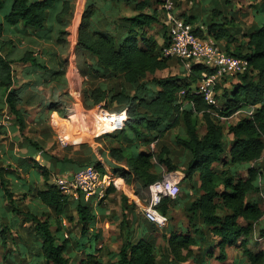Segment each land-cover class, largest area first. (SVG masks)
Returning a JSON list of instances; mask_svg holds the SVG:
<instances>
[{"label": "trees", "instance_id": "16d2710c", "mask_svg": "<svg viewBox=\"0 0 264 264\" xmlns=\"http://www.w3.org/2000/svg\"><path fill=\"white\" fill-rule=\"evenodd\" d=\"M59 2L13 0L5 21L13 25L22 22L34 30L45 29L49 12L53 14ZM3 3L4 0H0V9ZM130 4L135 13L130 16L122 14L123 5ZM145 8L143 1L136 0H87L78 27L76 49L84 59L83 73L103 82L83 89L81 98L86 106L103 104L108 111H125L123 128L104 136L112 142L108 149L111 159L116 164L126 162L129 168L112 166V169L123 176L126 183L136 185L135 192L141 197L143 192L140 190L146 191L150 184L160 179L150 172L153 156L167 172L176 171L178 167L167 156L166 148L154 155L149 150L138 151L139 145L147 146L164 132L182 124L185 134L176 136L175 143L184 148L189 156L182 170L183 180L192 188L199 186L200 190V194L193 192V197L186 192L182 197L187 202L184 208L187 230H168L170 232L166 234H159L169 242L170 254H166L165 248L157 244L152 223L144 218L138 230L136 221L131 222L124 215L119 227L121 243L118 251L103 253L97 247L99 235L88 234L94 215L87 207L77 206V224L85 238L71 240L77 251H83L81 256L71 260L66 255L69 241L59 240L53 234L47 218L35 215L30 209L23 211L15 204L4 176L7 170L0 166V197H6L11 206V211H7L0 203V264H29L32 261L33 264H209L211 257L224 262L227 259L226 248L234 245L242 248L250 263L264 264V252H253L247 247L254 226L264 213L255 196L259 193L257 180L261 178L264 182V20L257 29L242 35L244 41L231 50L229 45L234 42L235 25L226 18L217 20L220 10H213L210 14L205 33L193 27L194 22L190 18L183 17L198 38L248 61V66L236 76L237 82L230 83L223 91L218 114L228 117L249 105L255 106V109L251 117H242L228 126L227 133L231 139L227 142L223 126L207 112L208 106L201 96L190 89L202 72L212 73V69L190 62L188 75L155 77L156 71L167 67V58H162L160 51L169 40V30L166 32L163 28L164 41L159 44L149 32L150 27L159 22L157 11H146ZM258 12L264 14V3ZM72 14L73 5L69 1H63L54 14L60 28L56 43L64 48H67L66 37L69 35L64 25ZM50 29V26L45 29V37L51 36ZM2 31L0 23V88L4 91L10 113L22 131L25 126V102L20 89L14 87L12 60L3 54L7 41L1 40ZM220 40H224L226 45L219 46ZM21 60L40 67L29 52ZM66 65V59L59 61V70L54 78L64 76ZM181 89L186 90L184 105L177 95ZM50 103L59 105L62 102ZM198 113L204 126L203 135L198 134ZM87 165H93L101 174L104 173V168L95 157L77 165L76 169ZM195 174L198 182H194ZM37 196L43 205L54 206L57 215L67 212L68 197L55 186H48ZM122 198L125 199L124 196ZM180 200L179 197L175 200L164 198L158 208L168 216L170 207ZM12 215H15L14 219H11ZM259 234L264 237V227L259 229ZM179 248L186 249L181 257Z\"/></svg>", "mask_w": 264, "mask_h": 264}, {"label": "crops", "instance_id": "0c3cea01", "mask_svg": "<svg viewBox=\"0 0 264 264\" xmlns=\"http://www.w3.org/2000/svg\"><path fill=\"white\" fill-rule=\"evenodd\" d=\"M12 1L4 0L3 7L0 9V23L3 25L1 40L10 42L4 46L3 54L12 60L14 87L20 89L25 102L23 116L25 126L21 131L9 111L4 91L0 88V119L7 118L9 122L7 126L0 127V166L8 171H5L4 176L12 193V200L21 210L30 209L35 215L47 218L53 234L59 240L66 239L69 241L66 255L71 260H75L83 254V251H77V248L71 244V240L79 241L85 238L80 234V226L77 224L75 215L77 206L87 207L94 215V223L92 228H89L88 234L96 233L99 235L97 247L101 248L103 253L108 250L117 252L121 243L119 227L124 215L129 220L131 219V222L136 221L139 230V224L145 218L141 208L148 201L149 191L148 189L146 191L140 190L141 193L143 192V196L137 195L135 192L137 190L136 185L126 183L123 176L112 169V166H122L126 170L129 169L126 162L116 164L109 155L108 149L112 142L104 135L113 132V124L101 119L100 115L97 114V106H86L81 98L83 89L98 86L103 82L102 80H93L83 73L84 59L76 49L78 27L87 0H59L60 2L57 3L53 14L49 12L46 23V28L51 27L50 37L44 36L46 28L34 30L22 22L16 25L7 23L5 16L11 8ZM63 1H69L73 5V14L70 15L64 25V29L69 34L66 37L67 48L56 43L60 28L54 20V14L59 11ZM136 1H143L146 5V11L151 9L157 11L159 22L156 24L160 28L156 31L150 29L149 32L162 45L164 41L163 28L167 23V16L162 8V1L164 0L160 2L156 0ZM174 2L175 7L172 14L182 19L183 17L190 18L194 22L193 27H198L203 33L206 32L205 24L210 21L212 11L220 10V15L216 19L222 21L226 18L233 21L232 23L235 25L234 42L229 45L231 50L241 41H244L242 35L257 29L264 20V14L258 12L264 0H174ZM132 7L131 4L123 5L122 14L133 15L135 12ZM166 38L168 40L167 33ZM207 38L211 39L210 37ZM219 43L221 47L226 45L224 40H220ZM26 52L31 53V57L36 59L40 67L32 65L29 61L21 60ZM63 59L67 60L64 76L61 79L54 78L55 73L59 70V61L61 62ZM178 61L181 65L180 71L184 72H174L169 75H176L177 73V75H188L190 64L187 65L181 60ZM159 71L161 70L155 72V77ZM70 72H72L73 79L67 77ZM71 85L74 88H71ZM194 85L195 83L190 86L191 90ZM224 87L227 86L224 85ZM179 92L177 93L179 102H184L183 95L180 96ZM57 101L62 103L59 105L50 103ZM108 112L116 113L119 111ZM230 117L236 118V115L231 114L225 118ZM198 119L201 123L200 113H198ZM239 119L237 118L236 121ZM184 134L183 126L179 124L164 132L161 137L149 142L147 146L139 145L137 149L138 151L149 150L155 155L159 154L162 148H166L167 156L178 169L167 172L159 164L157 158L153 156L151 159L153 167H151L150 172L160 179L163 176L176 177L178 185L184 182L182 170L188 162L189 156L184 148L176 145L175 137L184 136ZM198 134L203 135L204 130ZM228 136L227 141L229 142L231 136ZM60 137L67 140L65 146L58 144ZM91 157H95L101 163L104 173L112 174L116 178V183L108 186L103 196H92L88 199L80 195L69 196L67 212L63 215H57L54 206H45L41 203L37 196L39 191L46 190L50 185L54 186L56 177L71 174L77 170V165L85 163ZM193 179L194 182H198L197 174L194 175ZM186 184L189 189L179 187L181 191L186 192L189 196L193 192L200 194L199 186L194 185L195 187L192 188L187 182ZM1 193L2 191H0ZM178 195L177 197H179ZM0 203L7 211H11L9 200L6 197L1 195ZM186 203L185 200L177 201L170 207L169 212L186 208ZM182 214L184 219L178 222L177 232L187 230V218L184 211ZM71 216L73 217L72 221L70 220ZM165 216L168 218V225L165 228L173 231L169 216ZM14 217L15 215H12L11 219ZM154 227V235H158L160 231L165 229H159L155 225ZM106 243H111L112 247L115 246L116 248L111 249ZM228 248H226L227 253ZM103 259L106 260L105 257ZM211 262L209 260L210 264ZM30 263L33 264V261Z\"/></svg>", "mask_w": 264, "mask_h": 264}, {"label": "built area", "instance_id": "2783aa9c", "mask_svg": "<svg viewBox=\"0 0 264 264\" xmlns=\"http://www.w3.org/2000/svg\"><path fill=\"white\" fill-rule=\"evenodd\" d=\"M175 3L173 0H164L162 8L166 13L169 27V40L161 48L162 58H175L185 62H198L205 67L212 69V73L202 72L200 79L195 83L191 92L201 96L208 106L207 112L216 119H223L219 116L220 102L217 98L216 88L222 79L234 78L247 66L245 58H238L226 53L213 43L198 38L192 31V26L182 18L172 14ZM185 90H180L179 95L184 96ZM184 104V102L182 103ZM191 105H193L191 103ZM101 119L113 123V132L121 130L126 120L125 111L116 113L108 112L103 104L97 106ZM255 106L249 105L236 110L233 115L251 117ZM124 114V116H122ZM9 124L7 118L0 119V127ZM61 146L67 144L64 137L58 138ZM116 183L112 174L100 173L93 165L81 167L69 175L56 177L54 186L64 196L82 195L85 199L92 196H103L108 186ZM149 198L141 208L146 220L153 223L157 228L163 229L168 225V218L158 208L164 198L174 199L177 197L180 188L178 182L172 176H166L148 186Z\"/></svg>", "mask_w": 264, "mask_h": 264}, {"label": "rangeland", "instance_id": "374dc122", "mask_svg": "<svg viewBox=\"0 0 264 264\" xmlns=\"http://www.w3.org/2000/svg\"><path fill=\"white\" fill-rule=\"evenodd\" d=\"M175 6V5H174ZM174 10V9H173ZM172 10V11H173ZM165 30L166 32L168 31L170 24L167 22L165 25ZM158 28H160V26H157V24H153L150 29L156 31L158 30ZM155 34V33H154ZM180 62L178 60H176L175 58H168L167 59V68L164 70H161L158 72V74H156V77H162V76H167L169 74H173L174 72H184V71H180ZM178 74V73H177ZM67 77L69 79H73L74 77L72 76V72H70L69 74H67ZM78 78V77H77ZM237 82V77L234 78H229V79H222L216 88V92H217V98L220 101V98L222 96L223 91L225 90L224 85H226L227 87H229L230 83H235ZM80 85V84H79ZM78 85V86H79ZM71 88H74V86L71 85ZM73 90V89H71ZM97 110V114L99 115V108H96ZM237 118H242V115H236V118H223V119H218V122L223 126L224 130H225V138L226 141L228 140L227 138H229L228 133H227V128L229 125H231L232 123L234 124V122H236ZM217 121V120H216ZM199 132H203L204 130V126L203 123H199ZM228 142V141H227ZM59 144V142H58ZM60 145V144H59ZM263 161V160H262ZM241 173H245L244 170H241ZM174 180H176V177H173ZM257 187L259 188V193L256 194V199L260 202V206L262 207V209L264 210V182L261 180V178H259L256 182ZM180 188H187L189 189V186H187L186 182L184 181L183 183L179 184ZM183 192L184 191H179V198L182 200L183 197ZM183 211H185V209L181 208V210L178 211H170L169 212V219H170V225L173 227V230H178V222H181L182 219H184L183 217ZM264 227V213L262 218L259 220V222L254 226V230H253V235L251 238V241L248 243L247 247L252 250L253 252H257V251H263L264 252V237H261L259 234V229ZM175 228V229H174ZM161 232H164V234H166V232H170L168 231V229H163L162 231L159 232V234ZM155 235L156 236V241L157 244L160 246V248H165V253L166 254H170L169 252V242L165 239V238H161L160 236ZM111 249H115L116 247L113 246L111 243H106ZM192 247V246H191ZM228 253H227V259L225 260V262L221 263V261H218L214 258H210V262L211 264H252L249 262V260L247 259V257H245L243 255L242 252V248H240L238 245H234L231 246L227 249ZM179 252L181 253L180 257L182 255L185 254L186 249L184 248H179ZM215 254H217V249L214 250ZM185 264H191L189 262H186ZM210 264V263H209ZM254 264H261V263H254Z\"/></svg>", "mask_w": 264, "mask_h": 264}]
</instances>
